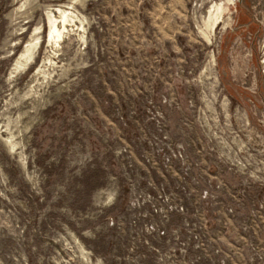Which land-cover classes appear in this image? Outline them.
Listing matches in <instances>:
<instances>
[{
    "label": "rangeland",
    "instance_id": "obj_1",
    "mask_svg": "<svg viewBox=\"0 0 264 264\" xmlns=\"http://www.w3.org/2000/svg\"><path fill=\"white\" fill-rule=\"evenodd\" d=\"M0 264H264V0H0Z\"/></svg>",
    "mask_w": 264,
    "mask_h": 264
},
{
    "label": "bare ground",
    "instance_id": "obj_2",
    "mask_svg": "<svg viewBox=\"0 0 264 264\" xmlns=\"http://www.w3.org/2000/svg\"><path fill=\"white\" fill-rule=\"evenodd\" d=\"M71 12L58 6L54 9V14H47V20L49 23L48 39L56 41L62 37L63 32L66 30V23L71 19ZM27 47V46H26ZM32 56L31 48H26L24 52L20 54L13 65V69L16 70L25 66ZM11 141V140H9ZM12 144V141H11Z\"/></svg>",
    "mask_w": 264,
    "mask_h": 264
}]
</instances>
